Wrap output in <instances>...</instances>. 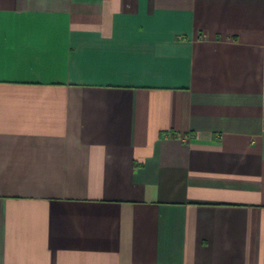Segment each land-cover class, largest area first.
Wrapping results in <instances>:
<instances>
[{"label":"crops","instance_id":"0c3cea01","mask_svg":"<svg viewBox=\"0 0 264 264\" xmlns=\"http://www.w3.org/2000/svg\"><path fill=\"white\" fill-rule=\"evenodd\" d=\"M0 264H264V0H0Z\"/></svg>","mask_w":264,"mask_h":264}]
</instances>
